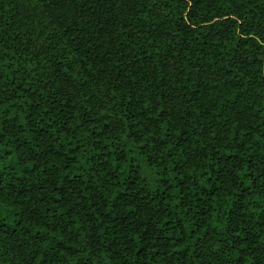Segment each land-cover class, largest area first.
<instances>
[{
    "label": "trees",
    "instance_id": "16d2710c",
    "mask_svg": "<svg viewBox=\"0 0 264 264\" xmlns=\"http://www.w3.org/2000/svg\"><path fill=\"white\" fill-rule=\"evenodd\" d=\"M0 264H264V0H0Z\"/></svg>",
    "mask_w": 264,
    "mask_h": 264
}]
</instances>
